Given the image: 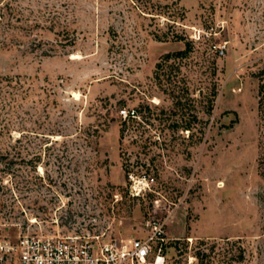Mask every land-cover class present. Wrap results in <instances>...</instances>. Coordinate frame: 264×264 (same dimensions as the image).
I'll return each mask as SVG.
<instances>
[{"label":"rangeland","instance_id":"rangeland-1","mask_svg":"<svg viewBox=\"0 0 264 264\" xmlns=\"http://www.w3.org/2000/svg\"><path fill=\"white\" fill-rule=\"evenodd\" d=\"M263 67L264 0H0V244L153 219L164 264H264Z\"/></svg>","mask_w":264,"mask_h":264},{"label":"built area","instance_id":"built-area-1","mask_svg":"<svg viewBox=\"0 0 264 264\" xmlns=\"http://www.w3.org/2000/svg\"><path fill=\"white\" fill-rule=\"evenodd\" d=\"M123 113L130 114L129 111ZM144 178L137 182L145 181L149 185L150 180ZM134 187L132 185V191L137 194ZM145 224L149 231L144 237L105 239L102 234H26L14 243L0 244V250L16 253L19 264H164L167 241L164 222L148 219Z\"/></svg>","mask_w":264,"mask_h":264},{"label":"trees","instance_id":"trees-1","mask_svg":"<svg viewBox=\"0 0 264 264\" xmlns=\"http://www.w3.org/2000/svg\"><path fill=\"white\" fill-rule=\"evenodd\" d=\"M188 43L184 50L175 52L176 55L186 54ZM166 54L164 57H168ZM171 55V54H170ZM258 86H257V115L258 125L262 129V136L264 140V67L258 70ZM134 112L131 114L133 115ZM127 116H130L128 113ZM264 143V141H263ZM258 168L261 176H264V148L261 149V153L258 158ZM166 247V245H165ZM194 257L197 259L198 264H237L245 258V250L239 243V240L224 239L223 244L217 242H211L207 244L204 240H199Z\"/></svg>","mask_w":264,"mask_h":264}]
</instances>
